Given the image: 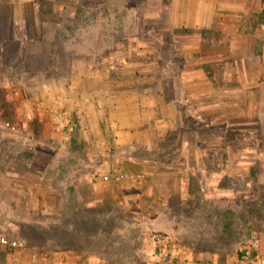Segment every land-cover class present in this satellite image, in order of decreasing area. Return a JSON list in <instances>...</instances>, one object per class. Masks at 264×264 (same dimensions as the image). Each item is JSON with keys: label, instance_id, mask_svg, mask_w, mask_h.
Here are the masks:
<instances>
[{"label": "rangeland", "instance_id": "1", "mask_svg": "<svg viewBox=\"0 0 264 264\" xmlns=\"http://www.w3.org/2000/svg\"><path fill=\"white\" fill-rule=\"evenodd\" d=\"M99 1L0 0V236L26 243L23 250L0 246V264H22L23 255L42 254L51 245L74 247L84 253V264H151L156 237L183 238L203 261L210 250L256 255L264 249V126L240 123V98L224 90L208 97L207 82L204 95L183 97L182 79L172 71L163 78L157 63L146 75L118 68L113 80H122V87L157 84L149 95L164 107L137 132L133 150L126 138L107 132L104 154L98 139L80 126L71 130L72 141L38 139L52 130L37 116L40 85L53 77L64 80L75 58L87 57L101 68L120 48L178 60L175 40L182 30L143 21V12L135 16L132 8L142 0ZM96 2L103 6L96 8ZM116 7L126 9L118 13ZM220 34L205 39L222 45L226 38ZM128 35L136 36V45L127 39L121 47L114 44L116 36ZM184 82L190 84L191 77ZM216 84L226 87L222 79ZM89 150L98 156L82 168ZM102 160L111 167L109 181L129 185L121 188L123 195L145 192L148 182L157 198L131 196L123 202L106 192L100 205L86 208L70 183L81 168L97 176L95 165ZM116 168L123 169V178L117 179ZM146 210L153 215H142ZM90 254L99 262L88 260Z\"/></svg>", "mask_w": 264, "mask_h": 264}, {"label": "crops", "instance_id": "2", "mask_svg": "<svg viewBox=\"0 0 264 264\" xmlns=\"http://www.w3.org/2000/svg\"><path fill=\"white\" fill-rule=\"evenodd\" d=\"M142 1L143 4H139L140 7L138 5L132 8L135 16L143 12L144 15L141 14L143 21L156 19L161 27L182 30L176 35L175 40L177 62L172 55H163V52L162 54H150L147 58L145 54L137 52V50L126 52L120 48L115 49L109 64H105L101 68L94 67L95 64L88 62L87 57L84 59L75 58L71 64L72 68H69L64 80L53 77L40 85L42 97L40 96V104L37 107V116L46 128L51 127L52 130L44 131L42 137H38V139L54 140L59 143L62 140L72 141L71 139H75L76 135L71 130L80 126L81 130L83 129V134L98 139L97 148L102 149L104 154H106V149H109L105 145L104 138L107 132L113 134L116 139L126 138L129 144L128 150H133L137 146V132L150 120H156L154 113L164 107L153 103L149 95L156 91L157 84H146L143 88L138 86L136 88L122 87V80H113L114 74L119 72L116 71L118 68H122L126 73L146 75L152 70L155 63H157L155 70L163 78L169 76L171 74L169 71H172V75L182 79L178 85L181 86L179 91L184 93L183 97L189 93H193L194 99L204 95L206 91L202 89V86H204V82H207L208 97H211L215 92L224 90L230 94L231 98L235 100L240 98L241 124L255 122L264 126V0ZM99 2L93 6L100 7L101 3ZM115 9L114 12L121 13L126 7H116ZM127 10L130 11V7ZM219 32L226 38V42L222 45L214 39L212 41L205 39V34L216 36ZM124 37L116 36L114 44L121 47L120 43L127 39L132 45H136V36ZM206 53H208L207 56ZM137 56L139 57L134 60ZM121 62L124 63L121 64ZM127 67L130 69L129 71H127ZM170 68L171 70H169ZM206 76L209 78L205 81L204 77ZM188 77H191L190 84L184 82ZM103 79L105 80L103 81ZM220 79L226 83L225 88L220 89L217 86L216 83ZM159 85L162 88L164 83L161 82ZM225 106H229V104L227 103ZM72 113L74 121L69 115ZM161 114L164 115V112ZM65 128L66 132L63 131ZM247 130L242 128L241 132L247 136ZM83 137L82 135L81 138L83 139ZM99 143L102 145L99 146ZM85 155L86 163L81 165L82 168H88L87 164L98 156L96 153H90V150ZM124 160H130V158L127 157ZM124 160L121 159V161ZM134 161L135 159H133ZM95 166L94 173L97 176H91L93 174L83 171L81 168L79 176L76 177L75 174V179L70 183L86 208L100 205L106 197V192L109 196L123 202L131 196L138 198L147 195L150 198H157L154 194L155 185L148 182H144L145 192L139 190L140 192L134 195H123L121 188L129 185H124L123 180L121 182L108 180L111 168L109 164L102 160ZM121 168H116L119 170V174L116 175V177L119 176L118 179L123 178V169ZM125 173L127 174V172ZM90 177H93L95 181H92ZM141 177L145 178V175ZM141 183L143 182L141 181L139 184ZM140 187L141 185L137 188ZM88 189H90L89 192H87ZM158 198L161 197L158 196ZM148 211L146 210V214L142 213V215H153ZM166 232L171 235L170 231ZM178 238L181 239V237ZM262 239H257L256 243L262 245L260 243ZM181 243L192 253L195 260L203 261L198 253H194L196 249L193 246L183 240ZM197 252L200 253V251ZM33 254L32 256L26 254L28 258L23 255L21 257L22 264H84L82 261L84 253L81 254L70 246L62 248L51 245L44 248L42 254L40 252ZM45 256L49 258H45ZM207 256L209 260L203 262L248 264L242 260L241 256L231 257L227 254L212 253L211 250ZM221 256L223 257L221 258ZM219 258L223 260L222 263H219ZM91 259L96 263L99 262L98 255L90 254L88 260ZM250 260L255 264H264V249L254 256L251 255Z\"/></svg>", "mask_w": 264, "mask_h": 264}, {"label": "built area", "instance_id": "3", "mask_svg": "<svg viewBox=\"0 0 264 264\" xmlns=\"http://www.w3.org/2000/svg\"><path fill=\"white\" fill-rule=\"evenodd\" d=\"M119 176L117 177V179ZM0 246L11 250H23L26 243L21 238H10L8 236H0ZM250 252L241 257L244 262L252 263L250 260ZM151 264H211L210 262H200L195 260L192 253L181 244L179 238L173 237H156L155 248L152 255Z\"/></svg>", "mask_w": 264, "mask_h": 264}]
</instances>
